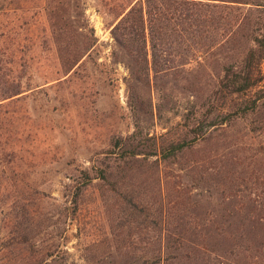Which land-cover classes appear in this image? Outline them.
Returning <instances> with one entry per match:
<instances>
[{
    "label": "rangeland",
    "instance_id": "rangeland-1",
    "mask_svg": "<svg viewBox=\"0 0 264 264\" xmlns=\"http://www.w3.org/2000/svg\"><path fill=\"white\" fill-rule=\"evenodd\" d=\"M197 1L228 7L212 43L190 52L173 35L155 73L150 44L148 67L117 38L114 0H0V264H264V99L156 156L264 35L263 0ZM129 149L127 188L115 168ZM124 192L150 222L164 198V228L128 224Z\"/></svg>",
    "mask_w": 264,
    "mask_h": 264
},
{
    "label": "trees",
    "instance_id": "trees-1",
    "mask_svg": "<svg viewBox=\"0 0 264 264\" xmlns=\"http://www.w3.org/2000/svg\"><path fill=\"white\" fill-rule=\"evenodd\" d=\"M134 2L135 0H114L111 13L116 18V22L118 21L114 31L121 32L117 38L121 43L125 42L132 54L143 53L148 67V45H151L152 66L155 73H159V67L162 65L157 49L166 46L173 35L175 39L179 38V43L183 41L180 36H184L190 52L196 51V47L197 49L202 47L200 50L209 48L212 43L211 35L224 20L220 10L228 8L225 5H211L197 0H140L136 4ZM50 12L54 13L55 10L51 9ZM92 31L95 32V30ZM120 36L122 37L119 38ZM187 59L190 61L191 58L188 56ZM263 63L264 35L261 39L257 38L255 46L248 52L242 64H230L224 68L223 77L204 106L206 109L188 115L190 128L186 129V138L172 140L169 144L159 148L156 156L164 161L171 157H179L182 153L189 152L199 142L204 141L213 128L230 125L237 119L254 113L260 101L264 99L260 96L262 90H258L264 82ZM1 132L0 127V136H3ZM187 137L191 139L188 140ZM139 154L138 149H129L125 156L129 157L117 162L115 171L119 174L118 179L123 182V187H130L126 181L128 178L126 170H128L130 159ZM108 175L107 170L102 171L101 177L106 179ZM121 197H124L122 202L127 207L125 211L123 210V215L127 218L128 224L133 220L138 222V218H141L140 227L144 229L150 226L158 230L164 228L166 219L164 198L156 200V206H154L156 218L150 222L148 215L150 207L140 199V196L124 192ZM243 226H235L236 230L234 227V231L239 235L240 249L248 248L250 240L248 239L250 235L247 233L248 228L245 229ZM178 243L181 242L178 241ZM161 259L162 256L157 261L161 262Z\"/></svg>",
    "mask_w": 264,
    "mask_h": 264
}]
</instances>
